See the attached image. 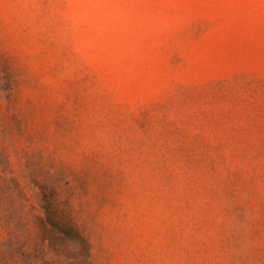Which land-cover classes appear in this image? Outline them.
Here are the masks:
<instances>
[{
	"label": "rangeland",
	"instance_id": "1",
	"mask_svg": "<svg viewBox=\"0 0 264 264\" xmlns=\"http://www.w3.org/2000/svg\"><path fill=\"white\" fill-rule=\"evenodd\" d=\"M41 185L93 264H264V0H0V242Z\"/></svg>",
	"mask_w": 264,
	"mask_h": 264
},
{
	"label": "trees",
	"instance_id": "2",
	"mask_svg": "<svg viewBox=\"0 0 264 264\" xmlns=\"http://www.w3.org/2000/svg\"><path fill=\"white\" fill-rule=\"evenodd\" d=\"M39 189L41 214L33 215V206L27 203L26 214L4 224L0 264H93L90 242L77 225L69 200L55 188Z\"/></svg>",
	"mask_w": 264,
	"mask_h": 264
}]
</instances>
